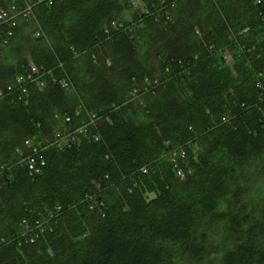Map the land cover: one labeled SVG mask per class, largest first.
Listing matches in <instances>:
<instances>
[{
    "label": "trees",
    "instance_id": "16d2710c",
    "mask_svg": "<svg viewBox=\"0 0 264 264\" xmlns=\"http://www.w3.org/2000/svg\"><path fill=\"white\" fill-rule=\"evenodd\" d=\"M1 11L0 264H264V0Z\"/></svg>",
    "mask_w": 264,
    "mask_h": 264
},
{
    "label": "built area",
    "instance_id": "2783aa9c",
    "mask_svg": "<svg viewBox=\"0 0 264 264\" xmlns=\"http://www.w3.org/2000/svg\"><path fill=\"white\" fill-rule=\"evenodd\" d=\"M6 15V12L5 11H2V13L0 14V17H3V16H5ZM30 162H31V165L29 166L30 168H33V162H34V160L31 158L30 159ZM33 169H35V168H33Z\"/></svg>",
    "mask_w": 264,
    "mask_h": 264
},
{
    "label": "clouds",
    "instance_id": "9594fccd",
    "mask_svg": "<svg viewBox=\"0 0 264 264\" xmlns=\"http://www.w3.org/2000/svg\"><path fill=\"white\" fill-rule=\"evenodd\" d=\"M6 12V11H5ZM2 13V11L0 12V14ZM5 17H6V15L5 16H3V17H0V20L1 21H4L5 20ZM226 57L228 58V55H226ZM33 71H36V69L33 67ZM31 240H33V238L31 239Z\"/></svg>",
    "mask_w": 264,
    "mask_h": 264
},
{
    "label": "bare ground",
    "instance_id": "6f19581e",
    "mask_svg": "<svg viewBox=\"0 0 264 264\" xmlns=\"http://www.w3.org/2000/svg\"><path fill=\"white\" fill-rule=\"evenodd\" d=\"M13 19V18H12Z\"/></svg>",
    "mask_w": 264,
    "mask_h": 264
}]
</instances>
